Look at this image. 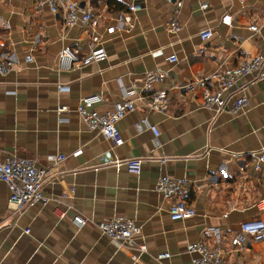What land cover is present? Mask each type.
Instances as JSON below:
<instances>
[{
  "label": "crops",
  "instance_id": "1",
  "mask_svg": "<svg viewBox=\"0 0 264 264\" xmlns=\"http://www.w3.org/2000/svg\"><path fill=\"white\" fill-rule=\"evenodd\" d=\"M76 1L98 18L95 27H64L59 16L30 0H0V55L16 61L13 71L0 75V160L26 157L60 174L44 181L42 202L20 210L8 207L0 181V264H187L192 254L186 245L215 244V230L221 264H264V238L247 237L232 252L228 244L242 222L264 220V204L256 207L264 199V163L255 169L264 149V79H239L247 84V105L236 114L204 108L199 91L176 87L240 58L264 57V0H183L176 13L166 0H115L140 9L129 29L111 32L124 12L109 0ZM223 14L230 25L221 22ZM173 19L180 24L176 32L167 27ZM204 31L211 35L201 39ZM93 45L104 47L105 59L57 69L61 47L76 49L80 62ZM171 55L176 61L168 60ZM153 69L168 71L154 83L167 91L166 111L151 109L137 95L135 108L116 124L119 146L86 128L76 112L81 98L98 95L95 108L111 110L123 88L140 86L143 73ZM58 105L66 111L58 113ZM143 117L153 130L137 131ZM76 150L81 153L72 155ZM59 154L66 158L52 166ZM129 158L142 159L138 175L116 168L115 161ZM162 175L184 180L180 198L193 216H169V202L155 190ZM117 216L140 226L136 241L145 251L120 250L97 230V222ZM160 253L168 256L159 260Z\"/></svg>",
  "mask_w": 264,
  "mask_h": 264
},
{
  "label": "built area",
  "instance_id": "2",
  "mask_svg": "<svg viewBox=\"0 0 264 264\" xmlns=\"http://www.w3.org/2000/svg\"><path fill=\"white\" fill-rule=\"evenodd\" d=\"M172 4L175 13L183 4V0H166ZM37 9L46 7L53 14L59 16L64 27L80 25L83 28L95 27L98 24V18L90 12L80 9L76 0H30ZM204 8L205 5H202ZM140 6L131 3L127 10L121 14L118 19L117 27H109V32L116 28L129 29L132 25V14L139 10ZM221 22L230 25L229 14H223ZM168 30L176 32L180 29V24L171 20L167 24ZM250 30L257 32L256 25H250ZM211 35L210 31L200 33L201 39H206ZM106 51L101 45L90 46L86 55L78 61L77 50L68 46H63L57 55V69L67 70L74 64H87L90 62L101 61L105 59ZM30 60V56L25 58ZM176 56L171 55L169 61H176ZM16 61L11 55H0V75L7 74L15 69ZM250 76L251 80L264 79V57L256 55L253 57L240 58L233 66L220 65L217 69L203 76H197L176 86L177 89L191 92L199 91L201 104L204 108L214 110V112L226 111L230 114H236L247 105V98L244 95L246 83L238 84L243 76ZM168 78V71L162 69L147 70L143 73V80L138 86L132 82L128 87L123 88L119 100L113 104L111 110L99 112L94 103L100 101L98 95H89L79 100L76 106V112L89 131H95L104 138L110 140L114 146L123 143V138L117 128V122L123 116L135 108V97L142 95L148 99V105L151 109L164 112L167 110L169 100L165 89H155L154 83L161 82ZM138 87V90H137ZM68 87L58 85L59 90H66ZM58 113L66 111L65 106L58 105ZM136 129L139 132L145 129L153 130L147 119L143 117ZM81 150H76L72 155H78ZM66 158L65 155H57L53 160L52 166H58ZM255 169L260 168V163H264V149L260 150L255 156ZM141 158H129L123 162L115 161L118 168L123 165L125 170L133 175H138L141 170ZM47 167L45 169L36 166L35 162L26 157L6 156L0 160V181L3 182L8 190L7 205L13 210H20L23 207L43 201L42 185L51 175L58 176V172ZM228 166H226V170ZM184 188V180L181 178H172L162 175L155 183L156 192L162 198L167 200L168 214L171 218H188L193 216L194 210L186 201L180 198ZM264 204V199L260 200L256 207ZM63 212H59L62 215ZM76 224H83L84 220L80 216H74ZM97 230L111 240L120 250H138L145 251L146 245L139 243L136 238L141 232V228L133 220L117 216L108 220L99 221L96 224ZM28 232V229L25 230ZM215 241L213 245H208L204 241L190 242L186 245V251L192 254L187 264H221L223 257V248L220 245L218 231L214 232ZM247 237L253 240L264 238V220L253 218L242 222L237 232L229 238L228 244L230 251H236L243 246ZM226 252V250H225ZM168 256V253H160L157 259Z\"/></svg>",
  "mask_w": 264,
  "mask_h": 264
},
{
  "label": "trees",
  "instance_id": "3",
  "mask_svg": "<svg viewBox=\"0 0 264 264\" xmlns=\"http://www.w3.org/2000/svg\"><path fill=\"white\" fill-rule=\"evenodd\" d=\"M108 3H109V6H114L119 11L125 12L127 10V7H125L124 5L120 4L119 2L115 0H109Z\"/></svg>",
  "mask_w": 264,
  "mask_h": 264
}]
</instances>
